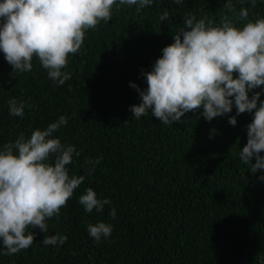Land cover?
I'll return each instance as SVG.
<instances>
[{"label": "trees", "instance_id": "obj_1", "mask_svg": "<svg viewBox=\"0 0 264 264\" xmlns=\"http://www.w3.org/2000/svg\"><path fill=\"white\" fill-rule=\"evenodd\" d=\"M226 2L153 0L140 11L114 6L112 19L89 30L69 56L63 71L71 78L60 86L37 59L31 72L17 73L0 52V146L63 115L68 123L54 136L80 152L69 174L85 176L59 218L47 221V234L64 235L66 242L44 246L36 229L30 248L0 255V264H264V181L258 179L264 173L252 174L238 155L251 115L236 116L232 126L228 115L235 108L210 122L197 110L164 125L150 113L136 119L130 111L140 103L130 83L146 88L141 70H151L188 14L218 23ZM233 3L237 12L248 8L249 19L264 18V0L256 8L248 0ZM165 9L169 20L161 22ZM253 91L264 100V86ZM12 98L24 102L22 118L9 115ZM97 157L92 171L84 161ZM89 187L111 201L102 213H85L78 203ZM97 221L113 226L99 243L86 230Z\"/></svg>", "mask_w": 264, "mask_h": 264}, {"label": "clouds", "instance_id": "obj_2", "mask_svg": "<svg viewBox=\"0 0 264 264\" xmlns=\"http://www.w3.org/2000/svg\"><path fill=\"white\" fill-rule=\"evenodd\" d=\"M248 2L257 7V0ZM173 3L180 5L184 0ZM152 4L153 0H0V52L17 73L31 72L37 59L48 79L60 86L71 78L70 72L63 71L69 56L79 52L89 30L112 19L114 6L134 5L140 11ZM159 20H169L167 9ZM237 21L246 22L237 27ZM172 40L150 71L141 70L146 88L130 83L140 98L139 104L130 106L132 116L139 119L150 113L161 124L170 125L179 123L185 113L200 110L210 122L235 108V116L228 115V123L235 126L236 116L248 113L251 122L246 125L247 142L239 149V159L252 174L264 173V100L261 92L253 91L264 86V18L249 19L248 8L237 12L233 0H227L218 23L189 13ZM24 107L22 100L8 101L12 117L22 118ZM67 123L61 115L29 137L21 133L0 146V255L30 248L36 229L44 234V246L66 242L64 235L47 234V221L59 218L61 208L85 180L84 175H70L67 167L80 152L54 136ZM101 159L84 164L92 165L94 171ZM258 179L264 181V174ZM78 203L85 213H102L111 201L98 199L89 187ZM109 216L115 219V209ZM86 230L99 243L111 236L113 226L97 221L87 224Z\"/></svg>", "mask_w": 264, "mask_h": 264}]
</instances>
